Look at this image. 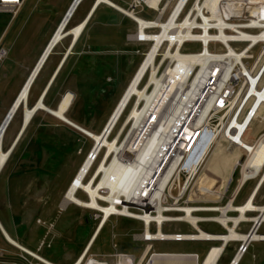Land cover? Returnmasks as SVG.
<instances>
[{
	"label": "built area",
	"instance_id": "2783aa9c",
	"mask_svg": "<svg viewBox=\"0 0 264 264\" xmlns=\"http://www.w3.org/2000/svg\"><path fill=\"white\" fill-rule=\"evenodd\" d=\"M121 1L123 5L120 6L123 9L117 7L115 9L135 24V32L128 35V40L149 44L146 51L137 50V53L143 57V63L155 45V40L137 38L140 28L138 18H142L139 14L145 10L155 13V18L152 20L142 18L147 23L145 28L147 34L161 32V27L154 23L157 21L169 22L175 14V24L168 31L173 36L161 41L157 56L153 60V64L159 67L156 75L165 85L163 93L166 94L173 83L169 82L166 77L169 70H176L179 75L185 74L187 70L185 66L178 64L177 59L166 56L168 51L173 54L176 51L183 54H199L206 57L208 61L204 66H194L193 70L189 72L187 84L191 85L196 81L195 91L193 90V94L188 99L187 109L166 131L162 127L167 123L169 115L164 111L162 100H155L150 104H145V101L142 100L137 105V96L131 97L107 138L110 139L131 103L133 105L128 115L137 105L139 113H142L138 126L134 125L135 119H133L123 127L127 115L122 127L112 140L118 136L117 141H121L120 145L129 140L132 151L124 152L125 156L121 157V161H134L142 137L146 133L147 136H150L155 132L159 142L155 144L151 154L149 174L143 178L141 185L129 202H126L125 195L113 202L98 198L101 205L107 208L114 206L115 210L106 216L103 210L89 209L92 211L89 219L97 222L95 232L88 248L73 264H219L229 243L233 241H238L239 246L228 264H239L248 252L250 243L255 239L250 238L246 241L233 237L225 239L224 237L230 236L231 229L236 231L238 225L243 221L239 220L235 223L234 220L237 217L233 213H237L239 217L240 212L232 209V205H238L236 199L241 187L247 181L259 180L264 170L263 165L255 177L248 178L241 183L242 170L250 156V151L236 140V137L242 141L245 140L255 120L264 121V0H235L233 3L231 0H220L217 9L210 7V0ZM238 1L242 3L241 7H236L235 3ZM27 2L28 0H0V14H10L11 16L0 33V63H3L10 54V48L6 45L5 40ZM102 4L107 5L106 3L99 5ZM221 33L226 38L221 36ZM179 37L182 38V41H179ZM188 43L199 44L200 50L184 52V47ZM232 44H245V46L242 48L233 47ZM258 47L259 50L255 53L254 51ZM151 70L152 67H149L144 74L139 83L140 88L144 89L149 82ZM142 85L143 87H141ZM152 87L154 88V84ZM136 132L139 133L138 137H135L136 134L134 135ZM263 137L264 132L251 144L255 145ZM221 142H226L228 152H233L236 148L243 151L244 157L242 160L236 159L233 169L234 172L238 168L240 169V178L233 190L230 191L236 172L224 185L222 184L220 191L218 190L220 192L219 199L204 200L203 196L197 193L200 188L199 174L206 164L208 156ZM93 149L94 147L88 155L93 158V163L84 178L85 182L95 176L107 152V148L102 146L97 154L93 155ZM103 151L105 152L102 159L96 169L94 168L96 171L92 175V167L99 160ZM115 156L114 152L107 165L113 161ZM102 175L99 176L100 179ZM100 193L103 196L108 195L106 190H101ZM84 194L87 196L86 193ZM189 213L196 218L194 223L187 218ZM113 217H125L141 223V231L130 234L132 241L142 245L138 257L132 253L119 251L115 243L112 246V253L96 254L92 252L93 244L111 223ZM262 221L264 220L254 221L247 234L248 237L252 232L258 233ZM37 222L44 227L47 226V223L41 219H38ZM174 223L184 224L192 232L165 233L163 231L164 226ZM201 223L216 224L224 232H206L200 228ZM51 228V225L47 228L39 251L45 246L50 247L48 237ZM113 229L114 225H112ZM157 241L198 242L211 243V245L206 248L204 256L200 260L198 253L158 252L154 246V242ZM21 250L24 253L20 255V259L11 262V264H19V262L56 264L38 253L30 252L24 248ZM0 255L3 257V252ZM211 256L212 259L209 260ZM168 257H172V260H167Z\"/></svg>",
	"mask_w": 264,
	"mask_h": 264
},
{
	"label": "rangeland",
	"instance_id": "374dc122",
	"mask_svg": "<svg viewBox=\"0 0 264 264\" xmlns=\"http://www.w3.org/2000/svg\"><path fill=\"white\" fill-rule=\"evenodd\" d=\"M73 1L28 0L25 8L13 23L5 40L6 45L10 48V54L3 63H0V127L10 111L11 104H13L12 101L16 99L15 97H17L24 85L23 83L26 82L25 80H27L28 75H30L29 73H31L30 70L35 65L38 57L40 58L41 53L58 28V25L62 23ZM93 1L85 0L79 7L78 14L84 15ZM111 1L118 5H123L121 0ZM139 15L144 19L152 20L155 18V13L149 10H145ZM10 18V14H0V33L4 30ZM72 24L73 21L71 20L66 29H70ZM133 32H135V24L130 19L114 7L102 5L81 39V47H84L85 43H88L87 45L90 44L89 46L92 48H86L88 50L87 54L73 56L70 59L69 67L73 70L70 76L71 79L69 80V87L77 93L73 97L76 103L73 112L76 115L78 114L84 118H89L90 123H98L96 127L97 132L101 129L113 107L116 105L111 116L113 115L121 96L143 61V57L137 53V50L143 52L149 47V44L129 41L128 35ZM92 33L98 37L89 39L88 36L92 35ZM68 40L69 38L65 39L63 44L66 45ZM232 46L242 48L245 44H232ZM199 50V44L188 43L185 45L183 51L197 52ZM258 50L259 47L254 52L256 53ZM53 60L54 58L43 71L34 90L39 87L38 85L45 78L48 70L52 66ZM132 105L131 103V106L128 107L124 117L117 125L115 134L113 133L109 140H112L122 127ZM22 111L23 109L21 108V115L19 113V115H16L8 136L16 130V124L22 118ZM41 116L42 114L31 124L16 153L11 158L9 169L21 158L20 161L23 165L20 169L25 175L22 174L13 178L8 183V186L4 182L0 184V209L8 216L10 214L17 216L21 209L20 204H17L15 199L18 192H20L19 197L22 203H24V209L40 212V217L47 223V226L44 227L42 225L38 226L35 221L32 222L33 226L38 228V232L35 234L28 233L27 239L37 241L38 243L40 239H44L47 228L50 226V223H53L61 232L60 239L68 245L67 249L63 252V257L76 256L90 239L97 222L89 219V215L92 213L89 209L81 208L75 204H69L67 208L65 206V209H62L63 206L61 203H63L64 195L69 188V183L73 175L83 158L86 157L87 151L89 153L91 152L95 142L90 139L87 143L82 142L80 136L75 137V133H72V136L75 138L74 144L76 145L73 148L68 140L72 139V137H66L61 132L56 131L58 128L54 124H49L53 121L49 120V117L42 118L43 116ZM111 116L107 123L111 120ZM41 124L46 126V128L44 127L45 129L36 132V128ZM127 124H129V121L126 119L123 127L127 126ZM62 127L60 126V128ZM51 131L54 132L52 133ZM263 132L264 121L255 120L244 141L252 145L251 143ZM224 148L225 145L222 147L219 146L216 150L214 149L215 152L213 155L211 153L208 156L206 164L199 174L201 177L200 180L202 181L200 190L203 193H209L211 197L213 195V197H217L218 195L216 196V194L219 192L216 184L214 186L212 185L214 183L212 178L215 173L219 176L233 174V171L229 172V168L227 169L229 162H233L232 168L234 169L236 159L242 160L244 157V154L239 150L227 154ZM104 152H102L101 157L94 165L95 169L102 159ZM211 155L213 157L208 162ZM236 172L237 174L233 178L230 191L233 190L237 180L240 178V169L238 168ZM228 180L229 178L223 179L220 184L222 183L224 185ZM215 182H218V180ZM255 183L256 180L248 182L241 196L238 198L237 204L244 202ZM84 193L82 190H79L77 197L86 201L88 198ZM20 199H18L19 202ZM49 210L51 212L45 215L44 212L48 213ZM15 219L17 221V218ZM112 225H114L113 230ZM247 227L245 226V229ZM200 228L210 233L224 232L216 224L201 223ZM141 229L142 225L138 221L125 217H113L111 223L101 232L92 252L96 254L112 253V246L115 243L119 251L132 253L138 257L142 250V245L132 241L130 234L140 232ZM19 230L23 235L28 232L21 225ZM163 231L165 233L192 232L188 226L180 223L164 226ZM259 233H264V226ZM51 238L52 236L49 235L48 239ZM209 245L211 243L154 242L155 250L158 252H197L200 255V260L203 258L205 250ZM256 245L253 244L249 253L243 257L240 264L260 263L259 259L254 260L252 258V252L257 251L259 253L261 248L264 249V243L261 244L262 247L260 249ZM236 246L237 244L234 242L229 243L219 264L229 263ZM55 252V247L48 248L45 246L39 254L53 260L52 255ZM57 263L64 264L59 261ZM19 264H24V262H19Z\"/></svg>",
	"mask_w": 264,
	"mask_h": 264
},
{
	"label": "bare ground",
	"instance_id": "6f19581e",
	"mask_svg": "<svg viewBox=\"0 0 264 264\" xmlns=\"http://www.w3.org/2000/svg\"><path fill=\"white\" fill-rule=\"evenodd\" d=\"M210 2H211L210 7L213 9L215 8L217 9V6L220 0H210ZM231 2L233 3L235 2V0H231ZM100 3H106L107 5L111 7H114V8L117 7L119 9H123V7L114 3L111 0H96V3L94 5L92 12L96 10V8L99 6ZM235 5H237L236 7H241L242 3L238 1L235 3ZM67 19L68 17L65 18V20L63 19L62 23L58 25V28L56 29L50 41L48 42L47 46L45 47L44 51L42 52L40 56L41 58H39L38 63L36 64V67L31 71L28 79L26 80L24 86L19 92L13 104L14 107L12 106V108L10 109L8 113L9 114L8 118L6 119V121L4 120L5 122H3V126L0 131V149H2L1 146H2L3 137H4L3 129L5 128L9 119L11 118L13 112L16 110V108L18 110L21 105L25 106L24 107L25 109L24 118H25V123H26L25 126H28L31 120L33 119L34 115L36 114V112L39 109H42L54 115L55 117L65 121L69 125L81 130L86 135H88L91 139H93L95 143H98L97 147L94 149L92 153L93 155L97 154L98 150L100 149L99 145L105 146L107 148V152L105 155V159L100 165L99 169L97 171L95 170L96 171L95 176L93 178L91 177L89 181L85 182L84 178L89 172V169L93 163V158L87 157L86 161L84 162L79 172L75 176L74 180L71 182L69 188L67 189V192L64 195L62 206L65 207L67 204L73 203L77 206L88 208V209L103 210L105 212V215L107 216L108 214H110L111 211H114L115 208L114 206L107 208L101 205L98 202V198H102L106 201L113 202L115 199H119V197L125 195L126 202H129L130 198L134 195L139 185H141L143 178L149 174L151 154L154 150L155 144L159 142V140L156 139L155 132L151 134L150 136H147V133H146L142 137V140L139 144L140 148H138L139 151L137 152L136 159L134 161L122 162L121 157H124L125 153L132 151V147L129 144V140L125 141L124 143L120 145L121 141L119 142L117 141L118 136L114 140H109L107 138V135H108L107 132L108 131L110 132V130L116 124L122 112L124 111L128 103L130 102L132 96H137L138 98L137 103H136L137 105L142 100L145 101V104L153 103L155 100H162L161 103L163 105L164 111L165 113L169 115V119L167 120V123L164 124L162 127V129L166 131L168 128H170L171 124L175 120H177V118L182 113H184L183 111L187 109L186 105H187L188 99L190 95H192L193 92L195 91L194 89L196 88V84H195L196 81L192 83L191 85L187 84L189 72H191L194 66L196 65L204 66V64L208 61V59L199 54H183L179 51H176L175 54H173L172 52L168 51L166 56H170L172 58L177 59L178 64L185 66L187 70L185 74H181V75H179L176 72V70H173V69L169 70L168 75L166 77L169 80V82L172 81L173 83L171 84V87L167 91V93L166 94L165 92L163 93L162 91L164 90L163 87L165 85H164V82L161 81L156 75L159 67L153 64V60L155 56H157V50H158V47L161 41L164 38L170 39V37L173 36V35H170L168 31L172 28V25L175 24L174 23L175 14L172 16L169 22H165V21L155 22L154 24L158 27H161L162 31L153 33V34H147L145 32L147 23L144 21V19L138 18V21L140 22V28L137 34V38L141 40H155V45L149 52V55L147 59L145 60V62L141 63L140 67L138 68L132 80L130 81L129 85L127 86L125 92L121 96L118 102V105L116 107V110L111 116V120L109 121L107 131L104 134H101V133L95 134L91 131H87L86 129L82 128L81 126L77 125L76 123L72 122L70 119L66 117L65 113L71 106L72 100L74 97V95L71 92H67L64 95L57 109L48 108L44 104L42 100L43 98H41L37 102V104H35L32 107H28L27 105L28 98H29V91H30L29 87L32 81L36 79L35 77L45 57L48 54H51L50 51L52 47L56 43L59 44L63 39L67 38L70 34H72V37L74 39L73 44H75L77 40L79 39V37L81 36L82 32L85 30V27L88 21V19H86L81 24L75 27H72L70 29H66L67 24L69 22L67 21ZM188 34H189V31H188ZM221 36H224V38H226V36L223 35V33H221ZM252 38H255V37H252ZM179 41H182L181 37H179ZM149 67H152L149 83L144 87V89H141L139 88V83L144 77V74L149 69ZM153 84H154V88L152 87ZM136 106L134 107V109H132L131 113L129 114L127 118V121L135 119L134 125L138 126V124L141 121L142 113H139V108H137ZM137 134L139 135V133L137 132L134 133L135 137L136 136L138 137ZM236 140L240 144L246 146V148L250 151V156L246 160V163L242 170L241 183H243L246 179L255 177L259 173L261 167L264 165V137L260 141H258L255 145L253 144L250 145L240 140L238 137H236ZM114 152L116 153V156L113 158V161L109 165H107L108 160L112 158ZM10 155H11V151L9 152L0 151V166L1 167L6 163ZM101 175H102V178L100 179L99 176ZM260 180H261L260 181L261 182L260 185H261L262 182L264 181V170L262 172ZM79 190H82L83 192L87 194L88 200L84 201L77 197V193ZM101 190H106L108 195L103 196L100 193ZM232 209L238 210L240 212V216L235 218L234 220L235 223H237L239 220H249V218L245 216V212L248 210H254V211L260 212L257 217L253 218L254 221L259 222L261 220H264V206L260 207V206L255 205L253 203V198H250L245 204L241 206L232 205ZM187 211H189V209H187ZM187 218L193 223L196 221V218L190 215V213L187 215ZM227 237H233L236 239H243L247 241L250 238L264 239V234H257V233L252 232L250 237H248L247 235L245 236L243 234L236 232L234 229H231L230 236H225L224 238L227 239ZM10 241L13 242V240L11 239ZM157 258L158 257H156V259ZM211 259H212V256L209 260ZM167 260L171 261L172 257H168Z\"/></svg>",
	"mask_w": 264,
	"mask_h": 264
},
{
	"label": "crops",
	"instance_id": "0c3cea01",
	"mask_svg": "<svg viewBox=\"0 0 264 264\" xmlns=\"http://www.w3.org/2000/svg\"><path fill=\"white\" fill-rule=\"evenodd\" d=\"M84 1L85 0H82L79 3V5L77 6V8L74 11L73 15L71 16L72 19L70 18V20L73 21L72 27H75V26L81 24L86 19H88L87 23L89 21L91 22L93 19H95L98 10L103 5V4L100 5V7H98V10L96 12H95V10L92 12V10L94 8V5L96 3V0H94L92 5L90 6V8L87 10V12L84 15H79L78 14L79 7L82 5V3ZM86 29H87V27H85V30L82 32L81 36L79 37V39L77 40V42L75 44H73L74 39L72 37V34H70L67 38H65V39L69 38L68 43L66 45L63 44V41L65 40V39H63L59 44H57L52 49L51 54L48 55L46 61L43 64V66L38 71V73H37V75L35 77L36 79L33 81V84H32V86L30 88L28 104H27L28 107L34 106L35 104H37V102L41 98H43L42 100H43L44 104L48 108L57 109L58 106L60 105V102H61L62 98L64 97V95L67 92L73 93L74 96L77 95L76 91L69 87V85H70L69 80L71 79L70 76H71L72 70H73L69 66H70V59L73 56H77V55L82 56L83 54H87L88 50L86 48H88V47L92 48L91 46H89L90 44L87 45L88 43H85L84 47H81V39L83 38V35H84ZM96 37H98V36L96 34H94V33H92V35L88 36L89 39H92V38L94 39ZM68 53H69V55H68ZM53 58H54V60H53L52 66L48 70L45 78L40 83V85H38L39 87H37V89L34 90V88H35L40 76L42 75L43 71L45 70V68L47 67V65L49 64V62ZM38 60H39V57H38ZM38 60L36 61L35 65L33 66L32 69H34L36 67V64L38 63ZM32 69L30 70V72L32 71ZM23 84H25V83H23ZM15 98H17V97H15ZM15 100L16 99H14L13 101L15 102ZM13 101H12V103L14 104ZM13 104H11V105L13 106ZM75 104H76L75 100L73 99L71 106L69 107V109L65 113L66 117L68 119H70L72 122L76 123L77 125L81 126L84 129H86L87 131H91V132H93L95 134H100V133L103 132V130H104L106 124H108L107 122H108V120H109V118H110V116H111V114H112V112H113V110L115 109V106H116L115 105L113 107V109H112L111 113L109 114L107 120L105 121V123L103 124L101 129L97 132L96 131V127L98 126V123H90L89 122V120H90L89 118H87V117L84 118V117H82V115L74 114L73 108H74ZM12 106H11V108H12ZM24 107H25L24 105H21L19 107L17 112H15V114L13 115L10 123L8 124V126L6 128V130L4 131V137H3V142H2V146H1L2 149H0V151H4V152L11 151V155L9 156V159L6 161V163L2 167L0 166V184L2 182H4L6 184V186H8V183L13 178H15V177H17L19 175H22V174L25 175L24 172H22V170L20 169L21 166L23 165V163L20 161L21 158L18 159L12 165L11 169H9V165H10L11 158L16 153V151H17V149H18V147H19V145H20V143H21L26 131L29 129V127L34 122V120L36 118H39L40 114H42V116H43V117L41 116L42 118L49 117L48 119L53 121L52 123H49V124H54V126L59 129V130L57 129L56 131L61 132L62 135L66 136V137H72V139H68V138L67 139L69 140V144L71 143L70 145H72L73 148L76 145L74 144L75 138L72 136V133H75L74 134L75 137L80 136V140L82 142H86L87 143L89 141V139L93 141V139H91L88 135H86L81 130L69 125L65 121L55 117L54 115H52L49 112H47L45 110H42V109H39L36 112V114L34 115L33 119L29 123V125L25 126L26 123H25V118H24L25 117L24 116L25 115ZM21 108L23 109L22 118L20 119V122H18L16 124V130L10 136H8V133H9L11 127H12V123H13L16 115L18 113L21 115ZM60 126H63L64 128L63 127L60 128ZM44 127L46 128V126H44L43 124L39 125L36 128V132L40 131L41 129H45ZM51 132L53 133L54 131H51ZM115 132H116V129L114 130L113 133L115 134ZM117 133H116V135H117ZM68 135H70V136H68ZM4 140H5V142H4ZM78 140H79V138H78ZM223 145H225L224 149H225V152L227 154H231V153H233V152H235L237 150H239V151H241L243 153V151L241 149H239V148H236L233 152H228V150L226 149V147H227L226 142H221V144L219 146L222 147ZM219 146H217L215 148V150L218 149ZM215 150L212 152V155L215 152ZM86 154L88 155L89 151H87ZM87 155H85L86 157L83 158L82 162L80 163L78 169L76 170V172L73 175V177H72V179H71L69 184H71V182L74 180L79 168H81L82 164L86 161L85 159H87V157H88ZM212 155L210 156L208 162L211 161V158L213 157ZM232 164H233V162H229V164H228L227 169L229 168V172L233 171ZM94 171H95V169H94V166H93L92 170H91L92 175L94 174ZM233 173H234V171H233ZM232 175L233 174L231 173V175H228V176H219V175H217L215 173L214 177L212 178V181H214V183L212 185L214 186V184H216L217 189L220 191V188L222 186V183L220 184V182L223 179L230 178ZM200 179H201V177H200ZM215 179L218 180V182H215L216 181ZM260 181L261 180H258V181L256 180V183L253 186V188L251 189V191H250L249 195L247 196V198L244 200V202L238 204V206H241V205L245 204L250 198H253V203L255 205L260 206V207L264 206V181L262 182L261 185H260V183H261ZM201 182L202 181L200 180V188L197 190L198 195L203 196L204 200H217V199H219L220 192H218L216 194V196L218 195L217 197H213L214 195L211 197V196H209V193H206V192L203 193L200 190L201 189V184H202ZM248 182L249 181H247L241 187L239 195H238V197L236 199V202H237L238 198L241 196L242 191L245 188V186L248 184ZM210 184H211V182H210ZM19 195H20V192H18V194L16 195V199H15L16 203L20 204V209H21V210L19 209L20 212H18L17 216H14V214H13L14 217L12 216V214H10L8 216L7 214H4L1 211V209H0V254H1V252H3V254H4L3 257H1V255H0V264H11V262L18 261L20 259V255H22L24 253L21 250V248H24V249H26V250H28L30 252H34V253H38V254H39V252H41L44 249V247H43L39 251V246H40V243H41V241L43 239H40L38 243H37V241H32L31 239H27L28 233L35 234L36 232H38V228L36 226L34 227L32 222L35 221V223L38 226L40 225L37 222L38 219L43 220L40 217V215H39L40 212H35V210H31V209H27V210L24 209V206H23L24 203H22V200L20 199ZM18 199H20V202L18 201ZM69 204H73V203H69ZM69 204H67L65 208H67L69 206ZM61 205H62V203H61ZM60 208H62V206H60ZM65 208L63 207L62 209H65ZM81 208H83V207H81ZM50 212H51V210H49L48 213L44 212V214L48 215ZM259 213L260 212L254 211V210L246 211L245 212V216L248 217L249 220L241 221V223L238 225L236 231L238 233L243 234V235L246 236L249 233V231L251 230V228H252V226L254 224L253 218L257 217L259 215ZM233 215L238 217L237 213H233ZM15 218H17V221H16ZM43 221H45V220H43ZM20 225L23 227L24 230L26 229V231H28L27 233H25V235H23L20 232V230H19ZM50 225L52 227L51 230H50V235L52 236V238L48 239V241L50 243V247H48V248H54V247L56 248V252L53 253V255H52V257L54 259L51 260V259H48V258L42 256V255L41 256L43 258L53 262V263H56V264H60V263H57V261L63 262L64 264H73L83 254V252L88 248L89 243H90V241H91V239H92V237L94 235V232H95V229H94L90 239L87 241V243L84 246V248L76 256H64L63 257V252L67 249L68 245L63 240L60 239V237H61L60 230L55 225H53V223H50ZM245 226H248V227L245 229ZM263 226H264V221H262L261 226L259 227L258 234H260L259 231L261 230V228ZM244 230H246V231H244ZM262 234H264V233H262ZM45 235H46V233H45ZM10 239L13 240L14 243L12 241H10ZM254 239L255 240H253L250 243V246L248 248V252L244 255V257L249 253V251L252 248L253 244H257L256 246L258 247V249H260L262 247L261 244L264 243V239H256V238H254ZM97 240H98V238H97ZM96 241H95V243H96ZM233 242L237 244V246L235 248V251H236L237 247L239 246V242L238 241H233ZM95 243L93 244L92 249H93ZM235 251H234V253H235ZM252 258L254 260L259 259V261H260L259 264H263L264 263V249L261 248V251L259 253L257 251L256 252H252ZM242 259H241V261H242ZM241 261H240V263H241Z\"/></svg>",
	"mask_w": 264,
	"mask_h": 264
},
{
	"label": "water",
	"instance_id": "95a60500",
	"mask_svg": "<svg viewBox=\"0 0 264 264\" xmlns=\"http://www.w3.org/2000/svg\"><path fill=\"white\" fill-rule=\"evenodd\" d=\"M81 1H82V0H74V1L72 2V4H71V6H70V8H69V10H68V12H67V14H66V16H65V18L68 17L67 21L70 20L71 16L73 15L74 11L76 10L77 6L79 5V3H80ZM65 18H64V20H65ZM56 44H57V43H56ZM56 44H55V45H56ZM55 45L52 47V49L55 47ZM52 49H51V51H52ZM51 51H50V53H51ZM48 55H49V54H48ZM48 55L45 57L43 63H42L41 66H40V69H41V67L43 66L44 62L46 61ZM40 69H39V70H40ZM34 79H35V78H34ZM33 81H34V80H33ZM33 81H32V83H31L29 89L31 88V86H32V84H33ZM72 94H73V93H72ZM13 107H14V106H13ZM16 110H17V108H16ZM16 110L13 112L11 118H12L13 115L15 114ZM8 116H9V114L7 115L6 119L8 118ZM11 118L9 119V121H8V123L6 124L5 128L3 129L4 131L6 130L8 124L10 123ZM6 119H5V121H6ZM5 121H4V122H5ZM2 126H3V124H2ZM2 126L0 127V131H1V129H2ZM107 127H108V125H107ZM107 127L105 128V130L103 131L102 134H104V133L107 131ZM108 133H109V131L107 132V134H108ZM97 145H98V143H94V146H93L94 149L97 147ZM102 146H103V145H99V148H101ZM94 149H93V151H94ZM235 174H236V172L233 173V175H235ZM257 222H258V221H257Z\"/></svg>",
	"mask_w": 264,
	"mask_h": 264
},
{
	"label": "trees",
	"instance_id": "16d2710c",
	"mask_svg": "<svg viewBox=\"0 0 264 264\" xmlns=\"http://www.w3.org/2000/svg\"><path fill=\"white\" fill-rule=\"evenodd\" d=\"M98 7H100V5H99ZM98 7L96 8L95 12L98 10ZM71 19H72V18H71ZM70 22H71V20H70L69 23L67 24V27H68V25L70 24ZM89 24H90V21L87 23V26H86V27H88ZM113 30H115V29H113ZM78 42H79V41H78ZM76 45H77V44H76Z\"/></svg>",
	"mask_w": 264,
	"mask_h": 264
}]
</instances>
